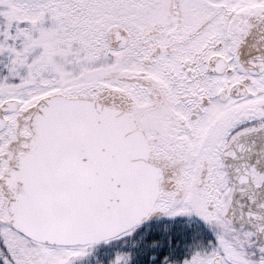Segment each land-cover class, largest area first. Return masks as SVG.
I'll use <instances>...</instances> for the list:
<instances>
[{"label":"snow or ice","instance_id":"obj_1","mask_svg":"<svg viewBox=\"0 0 264 264\" xmlns=\"http://www.w3.org/2000/svg\"><path fill=\"white\" fill-rule=\"evenodd\" d=\"M0 264H264V0H0Z\"/></svg>","mask_w":264,"mask_h":264}]
</instances>
